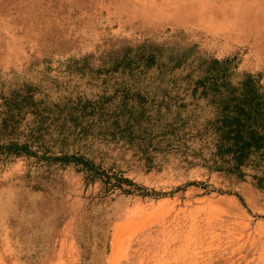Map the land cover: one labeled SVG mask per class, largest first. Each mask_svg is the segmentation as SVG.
<instances>
[{
	"label": "rangeland",
	"instance_id": "rangeland-1",
	"mask_svg": "<svg viewBox=\"0 0 264 264\" xmlns=\"http://www.w3.org/2000/svg\"><path fill=\"white\" fill-rule=\"evenodd\" d=\"M0 264H264V0H0Z\"/></svg>",
	"mask_w": 264,
	"mask_h": 264
},
{
	"label": "bare ground",
	"instance_id": "bare-ground-1",
	"mask_svg": "<svg viewBox=\"0 0 264 264\" xmlns=\"http://www.w3.org/2000/svg\"><path fill=\"white\" fill-rule=\"evenodd\" d=\"M199 1H201V0H199ZM259 1V0H258ZM202 5H203V3H202ZM226 39V38H225Z\"/></svg>",
	"mask_w": 264,
	"mask_h": 264
}]
</instances>
